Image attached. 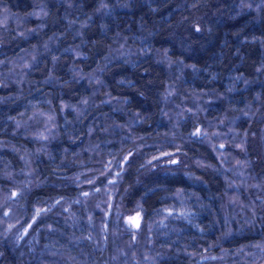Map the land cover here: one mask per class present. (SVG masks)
<instances>
[{
  "label": "clouds",
  "instance_id": "9594fccd",
  "mask_svg": "<svg viewBox=\"0 0 264 264\" xmlns=\"http://www.w3.org/2000/svg\"><path fill=\"white\" fill-rule=\"evenodd\" d=\"M0 264H264V0H0Z\"/></svg>",
  "mask_w": 264,
  "mask_h": 264
}]
</instances>
